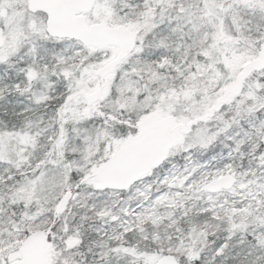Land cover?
I'll list each match as a JSON object with an SVG mask.
<instances>
[{
	"label": "snow or ice",
	"instance_id": "1",
	"mask_svg": "<svg viewBox=\"0 0 264 264\" xmlns=\"http://www.w3.org/2000/svg\"><path fill=\"white\" fill-rule=\"evenodd\" d=\"M0 264H264V0H0Z\"/></svg>",
	"mask_w": 264,
	"mask_h": 264
}]
</instances>
